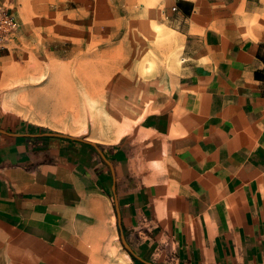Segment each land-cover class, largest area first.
I'll use <instances>...</instances> for the list:
<instances>
[{
    "label": "crops",
    "instance_id": "1",
    "mask_svg": "<svg viewBox=\"0 0 264 264\" xmlns=\"http://www.w3.org/2000/svg\"><path fill=\"white\" fill-rule=\"evenodd\" d=\"M174 5L180 62L118 140L0 110V264H264V0Z\"/></svg>",
    "mask_w": 264,
    "mask_h": 264
},
{
    "label": "rangeland",
    "instance_id": "2",
    "mask_svg": "<svg viewBox=\"0 0 264 264\" xmlns=\"http://www.w3.org/2000/svg\"><path fill=\"white\" fill-rule=\"evenodd\" d=\"M174 1L17 0L0 110L100 141L130 131L180 62Z\"/></svg>",
    "mask_w": 264,
    "mask_h": 264
},
{
    "label": "built area",
    "instance_id": "3",
    "mask_svg": "<svg viewBox=\"0 0 264 264\" xmlns=\"http://www.w3.org/2000/svg\"><path fill=\"white\" fill-rule=\"evenodd\" d=\"M16 2L17 0H0V52L12 49L13 41L20 31ZM172 10H176L175 5Z\"/></svg>",
    "mask_w": 264,
    "mask_h": 264
},
{
    "label": "bare ground",
    "instance_id": "4",
    "mask_svg": "<svg viewBox=\"0 0 264 264\" xmlns=\"http://www.w3.org/2000/svg\"><path fill=\"white\" fill-rule=\"evenodd\" d=\"M123 128V127H122ZM109 129V128H108ZM110 130V129H109ZM111 131V130H110ZM128 131V128H124V129H120V130H116V132L114 133V135H112L110 137L109 141H116L118 140L122 135H124L126 132Z\"/></svg>",
    "mask_w": 264,
    "mask_h": 264
}]
</instances>
